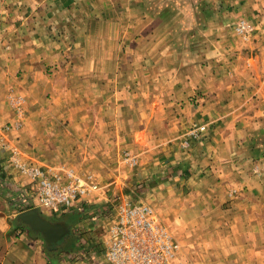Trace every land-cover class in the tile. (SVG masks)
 Segmentation results:
<instances>
[{"label": "rangeland", "instance_id": "obj_1", "mask_svg": "<svg viewBox=\"0 0 264 264\" xmlns=\"http://www.w3.org/2000/svg\"><path fill=\"white\" fill-rule=\"evenodd\" d=\"M96 2L0 0V233L42 235L19 219L38 209L70 228L61 250L104 249L107 213L129 200L170 231L176 264H264V0ZM99 22L113 32L84 33ZM186 85L194 110L166 107L148 124L156 95ZM217 91L215 114L204 106ZM133 123L150 126L154 150L144 131L135 146ZM222 139L237 143V181L214 209L182 208ZM21 163L94 188L72 208L43 210ZM248 202L251 232L238 224Z\"/></svg>", "mask_w": 264, "mask_h": 264}, {"label": "crops", "instance_id": "obj_2", "mask_svg": "<svg viewBox=\"0 0 264 264\" xmlns=\"http://www.w3.org/2000/svg\"><path fill=\"white\" fill-rule=\"evenodd\" d=\"M100 0H97L96 3H93L92 6L95 4H101L99 3ZM116 9L118 8V4L115 2ZM112 7V6H111ZM113 9V7H112ZM102 11V9H101ZM97 12V11H96ZM105 11H102L101 15H97L98 17L105 18L104 13ZM92 15H95L92 13ZM103 21V20H102ZM100 24V25H98ZM103 26L102 22L95 23L94 25L88 26V29L85 28L84 33H87L89 35H92L93 33L97 34H105L108 32H113V24H107L105 28H100L98 26ZM110 27V29H109ZM90 44L88 45V47ZM117 48V47H116ZM96 63V61H94ZM110 64H113V60L110 62ZM188 84V81H186ZM203 86V85H202ZM174 88L178 89V85L174 84ZM187 88V89H186ZM203 90V87H202ZM178 92L174 91L172 96L171 94L168 95L165 93V95L160 96L156 95L158 101L155 106L152 107H146L145 114L151 115V117L148 119V124H150L154 116L162 111L163 113L166 112V107L173 108L177 105H180L185 111H191L194 110L195 105H192L190 101L188 100L190 97V92L188 90V85L183 90H177ZM218 92V91H217ZM187 93V94H185ZM210 94V93H209ZM182 96V97H181ZM209 96L212 97V101L208 104H206V108L212 107L213 113H217L216 106H220L222 104L221 101V93H215L213 92ZM182 98V99H181ZM165 100L162 101V100ZM180 103V104H179ZM139 105H137L138 107ZM134 106L133 109V115H135L137 110ZM145 119H147V116H145ZM220 119V117L218 118ZM134 121V120H133ZM142 126L133 123L130 125V128L134 131L133 132V143L138 145L139 147H144L141 145L140 141H138L139 132L144 131V143L151 147L149 143V132L150 126ZM142 129V130H141ZM136 132V133H135ZM173 140H176V138H168V139H161L163 143H160L159 145L162 146L163 144H167L172 142ZM213 146V148L209 149L210 154L206 156L205 161L208 162V164L212 165V168L209 171V174H204L203 177L207 178L205 182L203 181H194L190 188V194L187 198L182 199V208H198L199 210H210L214 209L217 205V200L220 201L222 196H225L227 193L228 188L230 189L233 186V180L237 181L238 176V169L236 167L237 163V143L235 140L231 139H222L218 143H212L210 144ZM156 146L151 147L149 150L147 147H144V150L152 151L154 150ZM145 152V153H146ZM152 154V153H151ZM212 161H211V160ZM204 161V162H205ZM238 170V171H237ZM197 177V176H194ZM193 180V179H192ZM202 185V186H200ZM194 186V187H193ZM198 196V197H195ZM244 214L242 215V212H239V215L245 216L246 219L238 221V224L242 225H248V227L244 228L247 230L252 226L253 219L250 216L253 211V204L248 202L244 204ZM236 209V208H235ZM247 210V211H246ZM242 211V210H241ZM250 216V217H249ZM249 221V224H247ZM252 221V222H251ZM254 227V225H253ZM252 227V228H253ZM249 229V232H251V229ZM5 233H0V264H112L107 258V245L105 244V248H98V243H92V248L81 250L76 248L75 250H61L58 248V243H48L46 239L43 237V235L39 234H28L26 237L25 234L20 235L17 237L16 235H13V232L11 229H3ZM28 238V239H27ZM103 242V241H102ZM50 245V246H49ZM248 262V260L246 261ZM248 264H255L254 260H251Z\"/></svg>", "mask_w": 264, "mask_h": 264}, {"label": "built area", "instance_id": "obj_3", "mask_svg": "<svg viewBox=\"0 0 264 264\" xmlns=\"http://www.w3.org/2000/svg\"><path fill=\"white\" fill-rule=\"evenodd\" d=\"M22 171L36 180L35 201L43 210L72 208L79 197L94 188L74 173L70 182L54 179L40 168L20 164ZM107 258L112 264H176L180 245L174 240L154 210L143 202L120 200L107 213ZM178 264H186L180 262Z\"/></svg>", "mask_w": 264, "mask_h": 264}, {"label": "water", "instance_id": "obj_4", "mask_svg": "<svg viewBox=\"0 0 264 264\" xmlns=\"http://www.w3.org/2000/svg\"><path fill=\"white\" fill-rule=\"evenodd\" d=\"M19 219L37 233L42 234L48 243H58L62 241L70 231V228L64 223H54L45 218L38 209H32L21 213Z\"/></svg>", "mask_w": 264, "mask_h": 264}]
</instances>
